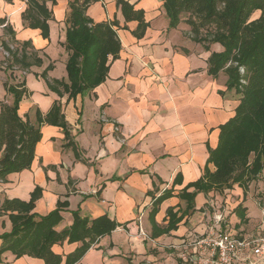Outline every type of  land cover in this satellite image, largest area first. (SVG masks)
Wrapping results in <instances>:
<instances>
[{"label": "crops", "instance_id": "crops-1", "mask_svg": "<svg viewBox=\"0 0 264 264\" xmlns=\"http://www.w3.org/2000/svg\"><path fill=\"white\" fill-rule=\"evenodd\" d=\"M38 1L47 15L32 13L33 18L25 19L27 0H0V46L5 42L19 58L25 54L29 63L25 69L8 66L10 57L5 59L0 50V104L12 102L8 81L23 82L29 94L20 100L18 114L36 126V111L45 114L56 102L69 137L58 126L41 124L30 168L0 181V204L5 198L27 202L38 187L32 212L45 215L58 201L66 202L56 230L72 223L75 210L89 218L106 214L120 223L73 264H182L178 252L187 249L184 242L201 236L214 218L208 197L215 190L187 185L206 169H214L208 148L216 147L219 126L234 115L239 103V95L226 86V75L208 72L210 52L221 51L222 46L212 43L206 50L194 42L183 19L175 28L168 27L162 0H128L144 11L145 27L136 20L125 21L115 0H98L85 14L93 21L117 20L121 48L116 58L108 56L104 80L69 97L57 81H67L64 43L72 0ZM165 190L170 195L151 216L154 198ZM183 190L191 195H182ZM243 191L230 213L236 217L240 205L247 220ZM228 215L217 227L243 236L264 235V231L234 230L242 220L238 216V224H231L233 216L230 220ZM11 228L8 214L0 215V234ZM80 244L65 239L53 244L52 251L64 259ZM0 264H44V260L26 254L15 257L7 250Z\"/></svg>", "mask_w": 264, "mask_h": 264}, {"label": "trees", "instance_id": "trees-1", "mask_svg": "<svg viewBox=\"0 0 264 264\" xmlns=\"http://www.w3.org/2000/svg\"><path fill=\"white\" fill-rule=\"evenodd\" d=\"M95 1L98 0L69 2L64 43L68 51L67 81H57L69 97L104 80L109 67L108 56L116 58L121 48L116 33L117 20L93 21L85 14L87 7ZM115 3L125 21L136 20L142 27L146 26L143 10L135 8L128 0H115ZM26 4L25 19L33 18L32 13L47 15L43 2L27 0ZM162 6L169 19V27H176L183 19L190 27L194 42L206 50L212 43L222 46L221 51L210 52L208 72L216 76L222 71L227 77V88L234 89L239 95L234 115L219 126L216 147L208 148V161L214 169H206L199 179L187 186L209 191L237 184L245 189L264 168V0H162ZM254 12L258 14L252 18ZM43 22L44 19L38 24ZM30 24L35 25L33 21ZM142 32L140 29L137 35ZM2 46L10 51L8 66L19 64L21 68H27L29 63L25 54L19 58L17 51H11L5 42ZM35 62L40 60L36 58ZM5 86L12 95V102L0 104V181H4L11 172L30 168L35 146L41 138V124L58 126L64 130L65 138L69 137L59 104L54 102L45 114L36 111L35 126L18 114L20 100L29 94L24 83L8 81ZM70 142L68 140L66 144ZM183 194L191 195L186 190ZM39 195L37 187L27 202L18 198H5L1 202L0 215L8 214L12 228L0 234V261L2 253L10 250L15 257L31 255L43 259L44 264H73L97 238L120 225L106 214L89 218L75 210L71 212L72 223L56 230L55 226L61 220L60 210L66 207V202L58 201L54 210L38 215L32 212V208ZM169 195L170 191L165 190L154 198L151 216ZM244 210L240 205L235 209L242 221L246 220ZM167 215L173 217L170 209ZM174 221L177 222V218ZM65 239L68 242L80 241L81 244L63 259L61 254L52 251V245Z\"/></svg>", "mask_w": 264, "mask_h": 264}, {"label": "built area", "instance_id": "built-area-1", "mask_svg": "<svg viewBox=\"0 0 264 264\" xmlns=\"http://www.w3.org/2000/svg\"><path fill=\"white\" fill-rule=\"evenodd\" d=\"M0 50L4 57H10L8 49L0 46ZM221 218L220 214L214 215L217 223ZM184 245L187 249L178 252L182 264H264V235L243 236L210 226Z\"/></svg>", "mask_w": 264, "mask_h": 264}, {"label": "rangeland", "instance_id": "rangeland-1", "mask_svg": "<svg viewBox=\"0 0 264 264\" xmlns=\"http://www.w3.org/2000/svg\"><path fill=\"white\" fill-rule=\"evenodd\" d=\"M106 8L108 7L106 6ZM257 14L258 12H254L251 17L253 18ZM164 20L167 21V17ZM168 27H169V19H168ZM4 58L8 59L9 57H4ZM117 132L119 133V131ZM235 185L236 184H233L231 188H223L221 190H215L213 193H210L208 199L209 200L211 199L210 202L213 204V208L210 209L209 204H208V208L210 209L211 214L214 213V215L216 216L220 214L221 217H224L226 213L227 215L229 213V215L227 216L228 219H230V217L233 216L232 215L233 213L232 211L230 213V210H232V207L234 208V206L240 201L241 191H243V188L236 189ZM244 188H245L243 191L244 204L248 209L246 213H249V217L247 218V220L241 221L239 225L235 226L234 230L237 229L240 231L242 229L245 233L248 234L256 233L258 231L259 233H261L264 231V168L256 177H254L251 181H249L247 186H245ZM235 215L236 217L233 216L232 220L230 219L231 224L235 223L236 222L235 220H239L237 214ZM209 224H210L209 226H213L217 228L218 223L214 221V218H212ZM176 260L178 261V258ZM92 262L95 263L97 261L93 260Z\"/></svg>", "mask_w": 264, "mask_h": 264}]
</instances>
